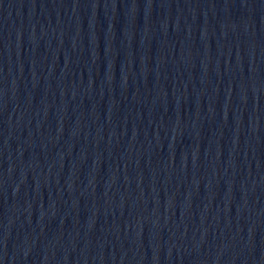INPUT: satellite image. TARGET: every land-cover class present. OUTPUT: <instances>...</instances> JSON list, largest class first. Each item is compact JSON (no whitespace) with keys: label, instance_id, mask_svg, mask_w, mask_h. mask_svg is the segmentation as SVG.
<instances>
[{"label":"water","instance_id":"obj_1","mask_svg":"<svg viewBox=\"0 0 264 264\" xmlns=\"http://www.w3.org/2000/svg\"><path fill=\"white\" fill-rule=\"evenodd\" d=\"M0 264H264V0H0Z\"/></svg>","mask_w":264,"mask_h":264}]
</instances>
